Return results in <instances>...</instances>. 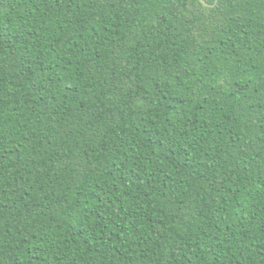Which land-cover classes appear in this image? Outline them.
<instances>
[{"label":"trees","instance_id":"obj_1","mask_svg":"<svg viewBox=\"0 0 264 264\" xmlns=\"http://www.w3.org/2000/svg\"><path fill=\"white\" fill-rule=\"evenodd\" d=\"M0 0V264H264V0Z\"/></svg>","mask_w":264,"mask_h":264},{"label":"water","instance_id":"obj_2","mask_svg":"<svg viewBox=\"0 0 264 264\" xmlns=\"http://www.w3.org/2000/svg\"><path fill=\"white\" fill-rule=\"evenodd\" d=\"M201 2L205 5V6H210L211 4L207 3L205 0H201Z\"/></svg>","mask_w":264,"mask_h":264}]
</instances>
